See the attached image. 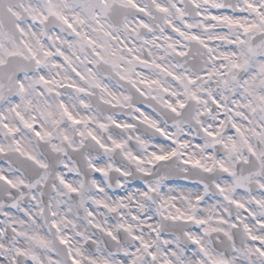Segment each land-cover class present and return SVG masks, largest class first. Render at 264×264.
I'll use <instances>...</instances> for the list:
<instances>
[{
	"label": "snow or ice",
	"instance_id": "snow-or-ice-1",
	"mask_svg": "<svg viewBox=\"0 0 264 264\" xmlns=\"http://www.w3.org/2000/svg\"><path fill=\"white\" fill-rule=\"evenodd\" d=\"M0 264H264V0H0Z\"/></svg>",
	"mask_w": 264,
	"mask_h": 264
}]
</instances>
